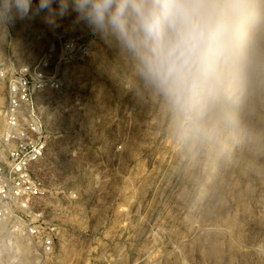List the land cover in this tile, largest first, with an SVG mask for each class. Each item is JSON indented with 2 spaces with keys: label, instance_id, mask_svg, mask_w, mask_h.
<instances>
[{
  "label": "rangeland",
  "instance_id": "1",
  "mask_svg": "<svg viewBox=\"0 0 264 264\" xmlns=\"http://www.w3.org/2000/svg\"><path fill=\"white\" fill-rule=\"evenodd\" d=\"M69 24L17 21L0 44V124L12 75L46 59L58 83L39 96L49 149L31 217L54 246L8 223L0 264H264V98L181 136L162 103L125 90L116 50Z\"/></svg>",
  "mask_w": 264,
  "mask_h": 264
},
{
  "label": "clouds",
  "instance_id": "2",
  "mask_svg": "<svg viewBox=\"0 0 264 264\" xmlns=\"http://www.w3.org/2000/svg\"><path fill=\"white\" fill-rule=\"evenodd\" d=\"M36 19L114 48L125 90L162 103L181 136L211 135L264 98V0H0V44Z\"/></svg>",
  "mask_w": 264,
  "mask_h": 264
},
{
  "label": "built area",
  "instance_id": "3",
  "mask_svg": "<svg viewBox=\"0 0 264 264\" xmlns=\"http://www.w3.org/2000/svg\"><path fill=\"white\" fill-rule=\"evenodd\" d=\"M48 66L45 59L34 75H12L0 124V227L10 223L12 238L31 239L44 253L53 249V229L45 222H33L31 217L44 194L38 169L49 149L39 96L58 86Z\"/></svg>",
  "mask_w": 264,
  "mask_h": 264
},
{
  "label": "bare ground",
  "instance_id": "4",
  "mask_svg": "<svg viewBox=\"0 0 264 264\" xmlns=\"http://www.w3.org/2000/svg\"><path fill=\"white\" fill-rule=\"evenodd\" d=\"M212 252V251H211ZM214 254V253H213Z\"/></svg>",
  "mask_w": 264,
  "mask_h": 264
}]
</instances>
